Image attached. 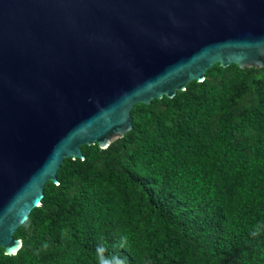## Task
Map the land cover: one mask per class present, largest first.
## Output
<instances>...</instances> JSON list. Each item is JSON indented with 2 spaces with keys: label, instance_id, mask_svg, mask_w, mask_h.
Listing matches in <instances>:
<instances>
[{
  "label": "trees",
  "instance_id": "trees-1",
  "mask_svg": "<svg viewBox=\"0 0 264 264\" xmlns=\"http://www.w3.org/2000/svg\"><path fill=\"white\" fill-rule=\"evenodd\" d=\"M130 118L63 160L0 264H264V66L214 64Z\"/></svg>",
  "mask_w": 264,
  "mask_h": 264
},
{
  "label": "water",
  "instance_id": "water-1",
  "mask_svg": "<svg viewBox=\"0 0 264 264\" xmlns=\"http://www.w3.org/2000/svg\"><path fill=\"white\" fill-rule=\"evenodd\" d=\"M221 68L264 66V0H0V248L80 146Z\"/></svg>",
  "mask_w": 264,
  "mask_h": 264
},
{
  "label": "clouds",
  "instance_id": "clouds-1",
  "mask_svg": "<svg viewBox=\"0 0 264 264\" xmlns=\"http://www.w3.org/2000/svg\"><path fill=\"white\" fill-rule=\"evenodd\" d=\"M260 229L257 228L256 231H253L252 235H257L259 234ZM102 251V249H98V252ZM100 264H125V262L123 260H121L118 257H112L111 259L108 258H101L100 259Z\"/></svg>",
  "mask_w": 264,
  "mask_h": 264
}]
</instances>
